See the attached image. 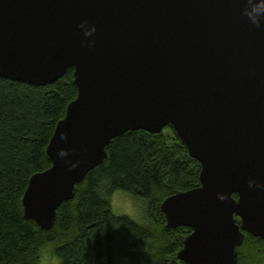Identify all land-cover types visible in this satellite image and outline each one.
I'll list each match as a JSON object with an SVG mask.
<instances>
[{
	"label": "water",
	"instance_id": "95a60500",
	"mask_svg": "<svg viewBox=\"0 0 264 264\" xmlns=\"http://www.w3.org/2000/svg\"><path fill=\"white\" fill-rule=\"evenodd\" d=\"M247 6L0 0V77L47 85L72 68L78 90L48 143L51 166L29 179L25 217L52 228L115 137L172 125L202 165L200 185L161 203L166 228L192 229L178 258L237 264L246 232L264 239V21Z\"/></svg>",
	"mask_w": 264,
	"mask_h": 264
},
{
	"label": "trees",
	"instance_id": "16d2710c",
	"mask_svg": "<svg viewBox=\"0 0 264 264\" xmlns=\"http://www.w3.org/2000/svg\"><path fill=\"white\" fill-rule=\"evenodd\" d=\"M73 71L47 85L0 77V264H41L48 245L59 264H186L177 254L192 229L166 228L161 203L200 185L202 165L172 125L115 137L52 228L25 217L29 179L51 166L48 143L77 95ZM118 190L145 199V223L113 210ZM237 264H264V239L246 232Z\"/></svg>",
	"mask_w": 264,
	"mask_h": 264
},
{
	"label": "rangeland",
	"instance_id": "374dc122",
	"mask_svg": "<svg viewBox=\"0 0 264 264\" xmlns=\"http://www.w3.org/2000/svg\"><path fill=\"white\" fill-rule=\"evenodd\" d=\"M113 210L117 214H127L140 223L147 221L145 199L136 197L126 191L118 190L111 196ZM41 264H59V258L54 255L52 246L48 245L42 251Z\"/></svg>",
	"mask_w": 264,
	"mask_h": 264
},
{
	"label": "clouds",
	"instance_id": "9594fccd",
	"mask_svg": "<svg viewBox=\"0 0 264 264\" xmlns=\"http://www.w3.org/2000/svg\"><path fill=\"white\" fill-rule=\"evenodd\" d=\"M246 3L248 6L245 8V15L254 25L260 27L262 21H264V0H246ZM95 31L96 29L93 27L88 34L92 35Z\"/></svg>",
	"mask_w": 264,
	"mask_h": 264
}]
</instances>
